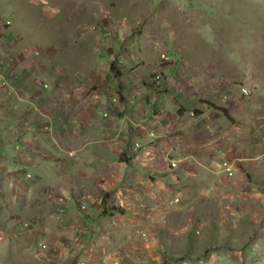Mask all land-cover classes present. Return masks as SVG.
<instances>
[{"label":"crops","instance_id":"0c3cea01","mask_svg":"<svg viewBox=\"0 0 264 264\" xmlns=\"http://www.w3.org/2000/svg\"><path fill=\"white\" fill-rule=\"evenodd\" d=\"M8 21L0 264H216L222 252L234 263L190 234L245 220L264 237L263 83L243 94L249 80L164 61L120 18H103L95 47L62 54L39 36L16 41Z\"/></svg>","mask_w":264,"mask_h":264},{"label":"rangeland","instance_id":"374dc122","mask_svg":"<svg viewBox=\"0 0 264 264\" xmlns=\"http://www.w3.org/2000/svg\"><path fill=\"white\" fill-rule=\"evenodd\" d=\"M107 16L124 19L125 25L140 24L138 32L156 43L157 51L169 53L168 58L159 55L164 61L170 55L180 58L189 68L229 77L238 87L249 80L250 92L264 85V0H0V18L9 20L16 41L30 38V43L39 36L46 52L53 46L61 54L95 47ZM228 223L211 224L206 228L211 235L201 241L202 236L196 238L201 230L193 231L191 246L203 242L200 251L222 248L234 261L222 252L216 264H264L260 222L239 220L234 229Z\"/></svg>","mask_w":264,"mask_h":264},{"label":"built area","instance_id":"2783aa9c","mask_svg":"<svg viewBox=\"0 0 264 264\" xmlns=\"http://www.w3.org/2000/svg\"><path fill=\"white\" fill-rule=\"evenodd\" d=\"M168 55L169 54L167 52H164V57L168 58ZM241 91H243L244 94H249V89L247 87H241ZM115 100H116V97L115 96L112 97V101H115ZM106 115H107V111H106ZM148 134H149V136H155V132L153 130H150L148 132ZM139 146H140L139 142H135L133 144L134 149H137V147H139ZM69 153H72V151ZM175 165H176V162L174 160H172V166H175ZM224 170L226 171L227 174H229V175L232 174L230 166H227L226 164H224Z\"/></svg>","mask_w":264,"mask_h":264},{"label":"bare ground","instance_id":"6f19581e","mask_svg":"<svg viewBox=\"0 0 264 264\" xmlns=\"http://www.w3.org/2000/svg\"><path fill=\"white\" fill-rule=\"evenodd\" d=\"M161 56H162V58H165V57H164V54H161ZM154 77L158 79L160 76H159V74H155ZM241 92L244 94L243 91H241ZM104 114H106V112H104ZM171 164H172V163H171Z\"/></svg>","mask_w":264,"mask_h":264},{"label":"clouds","instance_id":"9594fccd","mask_svg":"<svg viewBox=\"0 0 264 264\" xmlns=\"http://www.w3.org/2000/svg\"><path fill=\"white\" fill-rule=\"evenodd\" d=\"M171 162V161H170ZM176 162V161H175ZM170 166H171V164H170ZM171 167H175V166H171Z\"/></svg>","mask_w":264,"mask_h":264}]
</instances>
